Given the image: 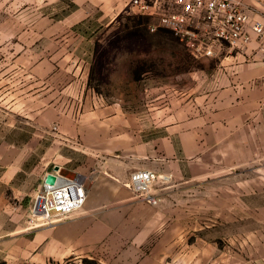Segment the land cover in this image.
Segmentation results:
<instances>
[{"label": "crops", "instance_id": "1", "mask_svg": "<svg viewBox=\"0 0 264 264\" xmlns=\"http://www.w3.org/2000/svg\"><path fill=\"white\" fill-rule=\"evenodd\" d=\"M243 1L264 20V0ZM129 2L98 1L110 22ZM215 55L219 60L213 71L202 73L194 96H185L177 112L163 106L146 112L96 92L82 95L77 105L75 99L52 96L44 107L35 96L27 108L18 98L5 114L0 112V244L19 248L16 256L9 255L27 264H84L107 257L115 264H160L163 256L170 259L173 245L187 241L185 223L169 216L168 194L189 181L215 180L241 166L264 171V42L254 38L248 46L218 47ZM172 113L177 120L164 119ZM47 125L83 151L75 169L87 199L61 220L31 226L35 190L51 171L43 173L47 163L33 158ZM138 168L165 176L152 187L156 202L127 185ZM201 230L195 227L199 243ZM148 244L152 247L145 257ZM163 245L170 251L162 252Z\"/></svg>", "mask_w": 264, "mask_h": 264}, {"label": "rangeland", "instance_id": "2", "mask_svg": "<svg viewBox=\"0 0 264 264\" xmlns=\"http://www.w3.org/2000/svg\"><path fill=\"white\" fill-rule=\"evenodd\" d=\"M98 1L0 0L1 115L18 98L29 108L35 96L44 107L52 96L72 98L71 103L75 99L77 105L82 95L96 92L109 99L122 98L130 107L146 112L159 106L177 112L185 96H194L202 73H211L219 60L216 51L200 55L171 28L151 30L149 24L156 18L134 9L131 2L110 22L111 16L105 15V6ZM164 119L177 120L178 115ZM76 146L58 138L47 125L33 158L47 163L43 173L58 164L62 173L74 176L84 158ZM254 168L258 166L251 164L215 180L189 181L177 193L168 194L169 216L185 223L187 241L173 245L172 252L163 245L162 252L171 257L163 256L157 263L264 264V171ZM37 189L28 216L31 226H37L30 221ZM200 226L201 243L195 241V227ZM151 247L144 246L145 257ZM18 250V246L0 244V264H27L13 258ZM99 263L115 264L109 257L104 262L84 260V264Z\"/></svg>", "mask_w": 264, "mask_h": 264}, {"label": "built area", "instance_id": "3", "mask_svg": "<svg viewBox=\"0 0 264 264\" xmlns=\"http://www.w3.org/2000/svg\"><path fill=\"white\" fill-rule=\"evenodd\" d=\"M131 5L156 18L149 24L151 30L171 28L200 55L214 54L225 42L233 47L248 46L254 38L264 42V20L243 0H131ZM54 173L55 181L44 179L36 191L32 225L61 220L86 202L87 188L80 175H66L59 170ZM163 179L165 176L155 170L139 168L131 172L127 185L147 201L156 202L151 190Z\"/></svg>", "mask_w": 264, "mask_h": 264}, {"label": "water", "instance_id": "4", "mask_svg": "<svg viewBox=\"0 0 264 264\" xmlns=\"http://www.w3.org/2000/svg\"><path fill=\"white\" fill-rule=\"evenodd\" d=\"M60 168V166L58 164L54 165V169L53 171H50L46 174L45 180L48 182H53L56 179V174L54 173V171H58Z\"/></svg>", "mask_w": 264, "mask_h": 264}]
</instances>
